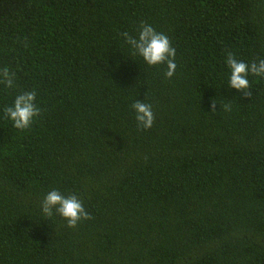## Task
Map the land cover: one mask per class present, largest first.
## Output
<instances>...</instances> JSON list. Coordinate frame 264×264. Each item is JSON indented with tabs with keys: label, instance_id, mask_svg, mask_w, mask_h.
Returning a JSON list of instances; mask_svg holds the SVG:
<instances>
[{
	"label": "trees",
	"instance_id": "trees-1",
	"mask_svg": "<svg viewBox=\"0 0 264 264\" xmlns=\"http://www.w3.org/2000/svg\"><path fill=\"white\" fill-rule=\"evenodd\" d=\"M142 22L172 79L124 43ZM229 52L264 59V0H0V264H264V78L227 88ZM25 90L40 114L17 130ZM53 189L90 218L43 216Z\"/></svg>",
	"mask_w": 264,
	"mask_h": 264
},
{
	"label": "clouds",
	"instance_id": "clouds-1",
	"mask_svg": "<svg viewBox=\"0 0 264 264\" xmlns=\"http://www.w3.org/2000/svg\"><path fill=\"white\" fill-rule=\"evenodd\" d=\"M129 52L140 58L147 66L164 65V78L172 79L176 74V49L172 46L168 36L158 32L152 25L141 23L135 35L128 32L120 34ZM225 65L228 70L227 84L230 89L244 91L246 95L249 88V76L264 78V59L250 63L238 60L231 52L226 54ZM0 83L5 87H12L13 80L8 67L0 68ZM215 104H213V107ZM138 127L149 129L154 122L152 106L142 100H136L131 104ZM4 116L11 122L12 127L24 130L30 127L32 122L40 114L36 104L35 90H25L17 94L12 104L3 110ZM40 211L43 216L51 217L53 212L62 217L67 226L75 228L78 222L89 219L82 201L77 195H62L58 190L48 191L40 203Z\"/></svg>",
	"mask_w": 264,
	"mask_h": 264
}]
</instances>
